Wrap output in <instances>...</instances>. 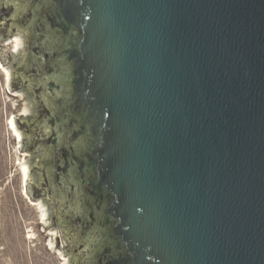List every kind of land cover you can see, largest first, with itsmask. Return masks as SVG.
I'll return each instance as SVG.
<instances>
[{"label":"water","instance_id":"water-1","mask_svg":"<svg viewBox=\"0 0 264 264\" xmlns=\"http://www.w3.org/2000/svg\"><path fill=\"white\" fill-rule=\"evenodd\" d=\"M47 25L98 264H264V0H49Z\"/></svg>","mask_w":264,"mask_h":264},{"label":"flooded vegetation","instance_id":"flooded-vegetation-1","mask_svg":"<svg viewBox=\"0 0 264 264\" xmlns=\"http://www.w3.org/2000/svg\"><path fill=\"white\" fill-rule=\"evenodd\" d=\"M48 2L0 0V34L5 46L12 45V79L30 103L16 122L29 154L32 192L45 205L49 225L59 232L51 240L63 249V264H98L106 238L74 161V153L79 155L89 138L70 140L71 125L80 121L67 113L73 69L68 61L53 60L62 45L60 33L50 25L44 31L40 26ZM18 37L22 46L15 51Z\"/></svg>","mask_w":264,"mask_h":264},{"label":"rangeland","instance_id":"rangeland-1","mask_svg":"<svg viewBox=\"0 0 264 264\" xmlns=\"http://www.w3.org/2000/svg\"><path fill=\"white\" fill-rule=\"evenodd\" d=\"M6 43L0 40V53L10 51L12 45ZM0 58L11 72L8 80L0 68V264H63V249L51 240L58 231L43 223L27 193L30 178L26 185L22 167L29 164V154L9 126L11 119L21 118L27 102L15 89L12 69Z\"/></svg>","mask_w":264,"mask_h":264},{"label":"bare ground","instance_id":"bare-ground-1","mask_svg":"<svg viewBox=\"0 0 264 264\" xmlns=\"http://www.w3.org/2000/svg\"><path fill=\"white\" fill-rule=\"evenodd\" d=\"M13 43L15 44L14 45L15 51H18L21 48V46H22V40L19 37L16 38L13 41ZM0 68L3 69V71L7 74L8 80H10L11 79V72L4 65V62H3V60L1 58H0ZM9 126H10V129L14 132V135L17 137V139L19 141H21L20 134H19V129H18L17 124H16V118L11 119ZM22 175H23L24 183L27 185V183L29 181V166H28L27 163H25L23 165V167H22ZM33 204L40 208L39 210L41 211L40 213H41V218H42L43 222L46 225H49L50 222L48 221V218H47L48 214H47L45 205H43L41 202L33 203ZM51 245H53V242L51 243Z\"/></svg>","mask_w":264,"mask_h":264}]
</instances>
